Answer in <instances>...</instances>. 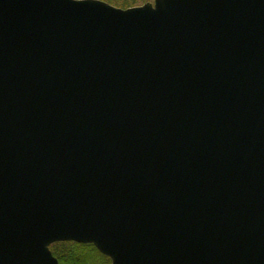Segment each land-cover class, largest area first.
<instances>
[{
    "label": "water",
    "instance_id": "obj_1",
    "mask_svg": "<svg viewBox=\"0 0 264 264\" xmlns=\"http://www.w3.org/2000/svg\"><path fill=\"white\" fill-rule=\"evenodd\" d=\"M264 264V0H0V264Z\"/></svg>",
    "mask_w": 264,
    "mask_h": 264
},
{
    "label": "trees",
    "instance_id": "obj_2",
    "mask_svg": "<svg viewBox=\"0 0 264 264\" xmlns=\"http://www.w3.org/2000/svg\"><path fill=\"white\" fill-rule=\"evenodd\" d=\"M57 264H109V257L91 242L57 240L49 244Z\"/></svg>",
    "mask_w": 264,
    "mask_h": 264
},
{
    "label": "rangeland",
    "instance_id": "obj_3",
    "mask_svg": "<svg viewBox=\"0 0 264 264\" xmlns=\"http://www.w3.org/2000/svg\"><path fill=\"white\" fill-rule=\"evenodd\" d=\"M113 5H117V6H125V5H129V4H137V3H141L145 0H105ZM148 1H152V0H148Z\"/></svg>",
    "mask_w": 264,
    "mask_h": 264
}]
</instances>
